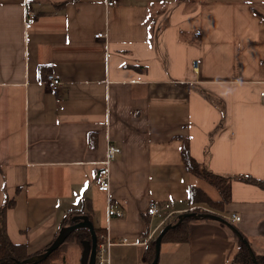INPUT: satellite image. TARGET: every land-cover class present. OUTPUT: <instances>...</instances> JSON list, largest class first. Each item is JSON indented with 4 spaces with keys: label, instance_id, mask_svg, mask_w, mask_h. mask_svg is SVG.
<instances>
[{
    "label": "crops",
    "instance_id": "1",
    "mask_svg": "<svg viewBox=\"0 0 264 264\" xmlns=\"http://www.w3.org/2000/svg\"><path fill=\"white\" fill-rule=\"evenodd\" d=\"M26 9L36 15L30 25ZM53 69L57 90L47 86ZM263 97L264 0H0V207L14 201L9 239L37 254L83 207L103 229L97 242L114 243L110 264H145L147 239L195 209L192 186L219 198L187 172L184 139L209 170L264 181ZM109 146L121 152L105 193L94 180ZM153 203L171 215L162 226ZM223 216L255 258L264 255L262 188L233 178ZM196 220L189 243L163 245L158 264H231L242 240L227 224ZM68 244L66 262L55 264L69 262L65 248L81 251Z\"/></svg>",
    "mask_w": 264,
    "mask_h": 264
},
{
    "label": "trees",
    "instance_id": "2",
    "mask_svg": "<svg viewBox=\"0 0 264 264\" xmlns=\"http://www.w3.org/2000/svg\"><path fill=\"white\" fill-rule=\"evenodd\" d=\"M183 162L187 172L191 177L210 185L219 194L218 199H213L207 194V192H205L204 189L198 186H192L189 195V202L191 205L195 206V209L190 212L208 213L214 211L215 214L224 218L225 222L223 224H226L228 222L223 216V214L226 211V207L230 204L231 201L233 178L243 182H247L251 185L258 186L264 190V181L256 179L251 175H236L235 177H225L209 170L203 163H201L191 154L188 139H184L183 142ZM200 205L206 207L208 211L202 209L201 207H198ZM13 206L14 201L10 200L0 207V264H15V260L22 261L36 255H27L25 245L12 243L5 231L6 212ZM77 215H88L89 217H91L90 212L84 211L83 207H81L80 209L71 210L69 212L70 220L71 218ZM193 222H195V219L187 218L175 228L169 230L163 237L162 246L183 244L187 245L189 243L190 238V225ZM236 229L238 230V228ZM95 230L98 236L100 235L101 231H103L102 228H95ZM74 234H76L77 241L80 242L81 245L85 240L91 239L89 230L78 229L69 236L66 242L58 250L54 251L41 264H55V262L59 261V258L60 260H62V262H66L67 257L62 253V251L64 250L65 245L68 243V241L72 238ZM148 234L149 232L145 233V236L148 237ZM147 240L148 242L147 245L143 248L141 258L145 264H152L155 259L156 241L154 239ZM236 249L237 250L231 259V264H264V255H257V261H252L251 256L249 254V250L242 241H238ZM44 251L45 249L39 253H42Z\"/></svg>",
    "mask_w": 264,
    "mask_h": 264
},
{
    "label": "water",
    "instance_id": "3",
    "mask_svg": "<svg viewBox=\"0 0 264 264\" xmlns=\"http://www.w3.org/2000/svg\"><path fill=\"white\" fill-rule=\"evenodd\" d=\"M186 218H194V219H211L214 221L224 223L225 220L221 216L208 212V213H195V212H186L179 215L178 220L175 224L168 225L165 229L159 234L156 241V251H155V259L152 264H158L161 255L162 248V240L165 234L179 225ZM227 222V221H226ZM231 227V229L236 233L239 239H241L250 250L251 257L253 261H256L255 254L251 251V247L247 240L243 238L241 233L230 223H226ZM78 229H87L91 233V241L83 242L84 250L81 255V264H96V247H97V234L94 227V224L89 216L87 215H77L71 219V224L61 228L57 237L52 242V244L45 249L44 252L39 253V255L32 257L23 262L17 261L16 264H40L44 262L54 251L58 250L69 238L71 234H73Z\"/></svg>",
    "mask_w": 264,
    "mask_h": 264
},
{
    "label": "built area",
    "instance_id": "4",
    "mask_svg": "<svg viewBox=\"0 0 264 264\" xmlns=\"http://www.w3.org/2000/svg\"><path fill=\"white\" fill-rule=\"evenodd\" d=\"M106 1L109 7L114 6L117 2V0H106ZM25 15L27 17V24L28 25L32 24L36 15L34 13L29 12L28 9L25 10ZM96 38L102 39L104 38V35L103 34L96 35ZM60 85H62L61 76L56 72L55 69H53L52 73L48 75L47 86L52 90H57V87ZM263 101H264V97H263ZM120 152L121 150L116 147L113 146L108 147L107 158L102 163L101 168L98 169L94 180L95 186L101 192L107 193L111 189L110 165L112 164V161L117 157V155L120 154ZM109 214L112 215V212L110 211ZM149 214L152 217H159L162 219L160 226L164 225L171 216L163 213L156 203H153L150 206ZM233 220L240 221V217L235 216ZM100 241L99 244H97L96 263L99 262L100 264H103L106 262H110V260L112 259L111 248L113 246L110 241V237L101 236ZM124 242L127 245H130V243H128L126 240H124Z\"/></svg>",
    "mask_w": 264,
    "mask_h": 264
},
{
    "label": "rangeland",
    "instance_id": "5",
    "mask_svg": "<svg viewBox=\"0 0 264 264\" xmlns=\"http://www.w3.org/2000/svg\"><path fill=\"white\" fill-rule=\"evenodd\" d=\"M29 12L31 13H34L32 9H28ZM225 176H231L230 175H225ZM197 181V180H196ZM206 185V184H205ZM210 187V189L212 190L213 188H211V186H208ZM213 194H215V190L213 189ZM197 206V205H196ZM202 206V205H200ZM205 206V205H204ZM214 212V211H213ZM215 213V212H214ZM196 221H211V219H197ZM177 222V219L175 221H173L171 224H175ZM101 242V241H100ZM68 245H72V244H78L81 251H79V249L77 247H71L70 250H68V248H65L66 251H67V254H68V258H69V262L67 264H81V255H82V246H81V243L77 241V237H76V234H74L72 236V238L68 241ZM97 244H99V238H98V242ZM168 245H165V248H167ZM67 247V246H65ZM69 247V246H68ZM165 248H163V252L166 250ZM74 251V253H73ZM76 252V253H75ZM96 252H97V247H96ZM39 254V253H38ZM37 255V254H36Z\"/></svg>",
    "mask_w": 264,
    "mask_h": 264
},
{
    "label": "bare ground",
    "instance_id": "6",
    "mask_svg": "<svg viewBox=\"0 0 264 264\" xmlns=\"http://www.w3.org/2000/svg\"><path fill=\"white\" fill-rule=\"evenodd\" d=\"M59 87V86H58ZM58 87H57V89H58ZM102 166V165H101ZM101 168V167H100ZM99 168V169H100ZM111 212H112V216H114V215H116L117 213H116V211H114L112 208H111ZM110 241H111V243H112V245L114 244L113 242H112V240L110 239ZM37 255H39V254H37ZM37 255H34V256H32V257H35V256H37ZM32 257H30V258H32ZM30 258H28V259H30ZM28 259H25V260H28ZM25 260H23V261H25ZM17 261H19V260H16L15 262L17 263ZM23 261H19V262H23ZM41 264V263H40ZM97 264H100L99 262H97ZM103 264H110V262H106V263H103Z\"/></svg>",
    "mask_w": 264,
    "mask_h": 264
}]
</instances>
